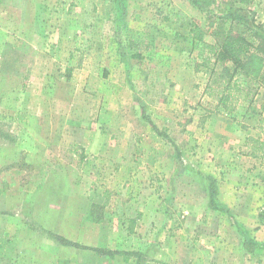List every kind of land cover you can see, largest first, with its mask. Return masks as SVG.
I'll return each instance as SVG.
<instances>
[{
	"label": "rangeland",
	"instance_id": "obj_1",
	"mask_svg": "<svg viewBox=\"0 0 264 264\" xmlns=\"http://www.w3.org/2000/svg\"><path fill=\"white\" fill-rule=\"evenodd\" d=\"M231 28L264 0H0V264L25 226L47 264H264V69L233 113L205 92Z\"/></svg>",
	"mask_w": 264,
	"mask_h": 264
},
{
	"label": "trees",
	"instance_id": "obj_2",
	"mask_svg": "<svg viewBox=\"0 0 264 264\" xmlns=\"http://www.w3.org/2000/svg\"><path fill=\"white\" fill-rule=\"evenodd\" d=\"M246 32L251 33L248 36ZM203 35L200 32L198 40L202 41ZM203 48L209 51V56L203 58V65L211 74L205 92L216 100L217 107L233 113L240 102H252L256 96L255 82L264 69V37L251 28L242 32L231 28L224 34L221 44L204 45ZM241 75L245 76L243 81L237 79ZM249 140L254 142V152L264 150V143L259 139Z\"/></svg>",
	"mask_w": 264,
	"mask_h": 264
},
{
	"label": "crops",
	"instance_id": "obj_3",
	"mask_svg": "<svg viewBox=\"0 0 264 264\" xmlns=\"http://www.w3.org/2000/svg\"><path fill=\"white\" fill-rule=\"evenodd\" d=\"M15 247H16V255L18 256H24L25 257V261L26 264H33L31 261H33V259L35 257H40L42 260L41 264H47L48 262L43 260L44 256H47L49 254L48 252L45 251H39L36 249L37 245L39 243L38 242V238L34 235V232L29 229L28 227H23V229H20L19 232L15 233ZM64 236V235H63ZM42 243V242H41ZM82 251L86 252V254L88 255H93L92 258H94V260L96 262L89 260L85 254L82 255ZM82 257H84L85 259H82ZM50 261L49 264H106L105 259V255H102V253H100V251L98 249H93L90 248L85 250L83 248H77L74 247L73 249H71V251H66L65 249H63L60 253H55L53 255H51V257H49Z\"/></svg>",
	"mask_w": 264,
	"mask_h": 264
}]
</instances>
